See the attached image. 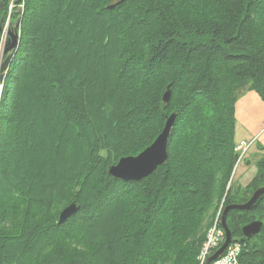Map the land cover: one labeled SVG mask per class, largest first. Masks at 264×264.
Masks as SVG:
<instances>
[{"label":"trees","instance_id":"1","mask_svg":"<svg viewBox=\"0 0 264 264\" xmlns=\"http://www.w3.org/2000/svg\"><path fill=\"white\" fill-rule=\"evenodd\" d=\"M21 3L0 97V264H197L218 206L221 225L264 184V145L252 180L231 181L237 99L264 101V0ZM171 113L166 161L111 176ZM226 225L239 263L264 264V193Z\"/></svg>","mask_w":264,"mask_h":264},{"label":"water","instance_id":"2","mask_svg":"<svg viewBox=\"0 0 264 264\" xmlns=\"http://www.w3.org/2000/svg\"><path fill=\"white\" fill-rule=\"evenodd\" d=\"M4 1V0H3ZM22 0H15V4L20 3ZM122 0H119V2ZM1 7V5H0ZM21 15L16 19L14 24L12 25V30L8 33L7 39L5 40V48L4 53L5 57L1 64V78L3 79V74L8 69L13 56L17 51V47L19 44V27H20ZM1 31V26H0ZM170 99V85H168L165 89V92L162 96L163 103H168ZM175 113H171L157 137L152 141L150 145H148L145 149L139 152L134 156H125L121 157L115 164L111 165L108 168V173L115 177L119 178L123 181L130 180H141L146 176L153 173V171L160 165H162L167 159V145L168 139L171 133V129L175 120ZM264 193V184L258 186L250 198L244 202L239 204L227 205L224 207L222 216H221V228L224 232V240L223 243L212 253L210 254L205 264H209L211 261L215 260L218 256H220L226 247L231 243L232 235L231 232L226 225V213L230 208L236 209H248L255 204L258 198ZM78 209V205L75 202H71L66 207H64L58 216V223L61 224L64 222L69 216L74 214ZM263 222L261 220L252 221L242 227L243 239L249 240L256 234H258L262 228Z\"/></svg>","mask_w":264,"mask_h":264},{"label":"rangeland","instance_id":"3","mask_svg":"<svg viewBox=\"0 0 264 264\" xmlns=\"http://www.w3.org/2000/svg\"><path fill=\"white\" fill-rule=\"evenodd\" d=\"M235 106V115L237 116H235V142H238L241 138L254 142L246 155L237 163L231 176L234 186L243 187L255 176L257 172L256 161L263 153V150H260L259 147L264 145V101L254 91H247L237 99ZM220 207L219 205L214 219L206 229L205 238L197 256V264H201V249L206 241L209 229L216 222ZM217 223H219V220Z\"/></svg>","mask_w":264,"mask_h":264},{"label":"built area","instance_id":"4","mask_svg":"<svg viewBox=\"0 0 264 264\" xmlns=\"http://www.w3.org/2000/svg\"><path fill=\"white\" fill-rule=\"evenodd\" d=\"M11 5H13L11 3ZM9 25V19H6L3 25V30L1 31L0 34V96L3 88V79L5 76V73L3 74V79L1 78V64H2V53L3 49L5 46V40H6V33H7V28ZM253 142L252 140L247 141V140H239L236 145H235V151L238 153L237 160L235 163V167L237 163L246 155L248 149L252 146ZM221 206V205H220ZM220 209L218 211V215L220 213ZM218 215L216 222L214 225L209 229L206 241L201 249V264H205L207 257L219 246V243L223 240L224 238V232L217 223L218 221ZM240 243H230L224 252L218 256L215 260L211 261L209 264H240L239 263V253H240ZM205 260V262H204Z\"/></svg>","mask_w":264,"mask_h":264},{"label":"flooded vegetation","instance_id":"5","mask_svg":"<svg viewBox=\"0 0 264 264\" xmlns=\"http://www.w3.org/2000/svg\"><path fill=\"white\" fill-rule=\"evenodd\" d=\"M5 2H6V0H4V1L0 0V5H1V7H0V26H1V31H2L5 20L9 19V26H8V33H9L12 30V25L14 24V22L17 19L14 15L17 13L18 10L22 9V5H21L22 3L20 2L18 4H15L14 3L15 0H11L10 2L13 4L12 5V10H11L10 14L7 11V15H6L5 20H4V13H5L4 5H5ZM11 14H12V16H11ZM8 33H7V35H8ZM6 39H7V37H6Z\"/></svg>","mask_w":264,"mask_h":264},{"label":"bare ground","instance_id":"6","mask_svg":"<svg viewBox=\"0 0 264 264\" xmlns=\"http://www.w3.org/2000/svg\"><path fill=\"white\" fill-rule=\"evenodd\" d=\"M11 10H12V5H11V2L9 3V7H8V13L10 14V12H11ZM18 13V12H17ZM22 17V16H21Z\"/></svg>","mask_w":264,"mask_h":264},{"label":"crops","instance_id":"7","mask_svg":"<svg viewBox=\"0 0 264 264\" xmlns=\"http://www.w3.org/2000/svg\"><path fill=\"white\" fill-rule=\"evenodd\" d=\"M235 111H236V106H235ZM236 116V115H235ZM237 117V116H236ZM241 139H243V138H241ZM247 160V159H246Z\"/></svg>","mask_w":264,"mask_h":264}]
</instances>
